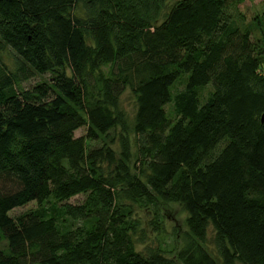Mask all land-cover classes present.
Returning <instances> with one entry per match:
<instances>
[{
    "label": "trees",
    "instance_id": "obj_1",
    "mask_svg": "<svg viewBox=\"0 0 264 264\" xmlns=\"http://www.w3.org/2000/svg\"><path fill=\"white\" fill-rule=\"evenodd\" d=\"M243 1L158 22L164 0H0V264H264V10ZM162 201L187 213L173 256L135 214L159 230Z\"/></svg>",
    "mask_w": 264,
    "mask_h": 264
},
{
    "label": "rangeland",
    "instance_id": "obj_2",
    "mask_svg": "<svg viewBox=\"0 0 264 264\" xmlns=\"http://www.w3.org/2000/svg\"><path fill=\"white\" fill-rule=\"evenodd\" d=\"M175 0H164V7L162 9V14L158 18V22L162 20L163 12H165L170 4ZM241 11L245 14L246 20L245 22H250L253 16L256 13H261L264 10V0H244L239 4ZM0 52L3 56L4 61L8 62L9 66L12 68L16 67V59H15V50L8 44H5L3 48L0 49ZM51 77L50 73L44 74H36L31 78L25 80L23 82L24 86H32L37 82H41L43 80H49ZM183 82L182 80L177 81L173 90H178L182 88ZM207 89H212V82L208 83L204 89H201L200 94L202 99L207 95ZM121 105L126 110L128 118L132 119L133 114L136 110V101L134 94L130 91L128 87L124 90L121 95ZM167 111H170L172 106L170 104L165 106ZM87 134V126H81L75 130V136H85ZM131 141H133V135H130ZM110 137L107 138H87L88 147H100L104 143H109L111 146L118 152L119 143L114 141L113 143L109 142ZM132 145V149H133ZM85 194H77L70 198V202H80L84 199ZM37 205L36 201H31L26 205L18 206L14 210L11 211L12 215H17L22 213L32 207ZM160 216L162 217V222L160 224L159 230H152L151 220L153 218V214L144 209L142 207L135 206V214L140 219V226L144 227L146 230V235H148V240L146 241L148 244H156L161 243L162 246L171 249V252L167 253L170 256L175 255L177 249L181 244V237L185 230H187V225L185 223V217L187 213L181 208V206L177 202H160L159 205ZM212 235L211 227L208 228V236ZM3 245V243H2ZM144 243H137V248L142 249L144 247ZM41 264V263H38ZM234 264H242L239 260H235Z\"/></svg>",
    "mask_w": 264,
    "mask_h": 264
}]
</instances>
